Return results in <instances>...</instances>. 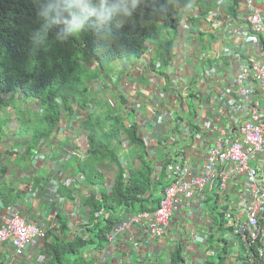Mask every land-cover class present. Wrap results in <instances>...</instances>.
<instances>
[{
  "label": "built area",
  "instance_id": "obj_1",
  "mask_svg": "<svg viewBox=\"0 0 264 264\" xmlns=\"http://www.w3.org/2000/svg\"><path fill=\"white\" fill-rule=\"evenodd\" d=\"M254 1H241L246 14L239 11L236 17L245 21L243 25L216 21L221 13L214 10L206 26L199 28L200 33L205 30L213 34L215 28L225 25L236 40L218 53L212 50L201 56L202 78L192 86L195 92L191 99L177 101L176 94L163 92L169 95L162 103L172 119L167 127V115L156 117L157 125L162 124L157 137L160 135V151L168 154L165 165L170 183L152 213L129 215L115 226L109 240L138 225L134 240L140 239L147 247H154L153 243L165 247L181 233L179 225L188 218V228L198 222L203 226L199 232H190L192 244H182L186 264L192 262V255L195 264H203L214 252L224 249L223 264H264V17ZM210 57L218 62L209 64ZM222 57L226 58L224 64L220 63ZM137 64L129 69L151 82L147 61ZM142 88V82H135L134 91ZM108 100L115 109L132 112L139 127L155 118L153 108L142 110L141 98L121 106L114 99ZM162 103L155 105V111ZM190 118L192 125L187 123ZM71 181L68 178L65 182L69 185ZM207 203L221 215L219 223ZM173 215L180 216L179 220L172 219ZM2 221L0 244L10 243L16 256L22 255L34 239L43 241L46 236L45 227L25 221L13 206L5 208ZM170 254L168 248L156 263L149 256L147 264H169Z\"/></svg>",
  "mask_w": 264,
  "mask_h": 264
},
{
  "label": "trees",
  "instance_id": "obj_2",
  "mask_svg": "<svg viewBox=\"0 0 264 264\" xmlns=\"http://www.w3.org/2000/svg\"><path fill=\"white\" fill-rule=\"evenodd\" d=\"M190 1L193 2L183 0L185 7ZM222 1L195 0L194 5L200 9L199 15L206 16L208 10L218 9ZM238 1H229L233 15ZM39 4L40 0H0V102L8 93L21 95L29 102L35 100L40 113L36 120L33 119L37 121L34 127L31 126L33 131L26 126L28 119H20V129L27 143L26 154L40 139L51 137L61 118L85 112L81 127L86 135L85 156L79 160L78 170L87 181L100 179L103 183L106 176L102 167L106 163L113 165V177L107 180L111 193H102L99 198L94 194L85 197L84 204L91 212L79 230L75 228L70 232L68 218L58 215L57 226L46 233L49 241L45 242L44 252L48 257L46 264H92L102 256L108 243V231L128 214L155 210L160 193L170 179L165 165L169 161L168 154L164 153L161 165L156 166L139 135L138 123L128 121L122 111L109 104L107 91L87 93V83L102 75L110 77L107 73L99 76L103 62L131 63L143 54L147 43L153 46V58L162 66L169 65L174 56L179 20L185 12L177 8V0H166V5L165 0H145L133 18L111 38L103 30L93 28L60 41L56 39L57 30L54 29L48 42L34 53L31 34L39 26L36 15ZM162 6L170 13H159ZM198 17L189 15L192 24L188 32L195 31ZM92 63H95L94 69L89 67ZM11 115L18 114L14 111ZM187 123L192 125V119ZM175 130L178 131V127ZM25 132L31 135L27 136ZM126 139L129 142L127 148L123 145ZM124 150L129 152V157L124 155ZM124 158L128 161L127 168ZM134 160L136 166H132ZM157 167L160 168L156 172ZM62 190L71 195L65 188ZM50 195L53 198L52 192ZM212 203H216L214 197ZM207 206L215 222L219 223L221 215L214 213L216 207L211 203ZM98 211L101 212L95 216ZM224 251L214 252L203 264H223ZM169 264H186L180 246L172 252Z\"/></svg>",
  "mask_w": 264,
  "mask_h": 264
},
{
  "label": "crops",
  "instance_id": "obj_3",
  "mask_svg": "<svg viewBox=\"0 0 264 264\" xmlns=\"http://www.w3.org/2000/svg\"><path fill=\"white\" fill-rule=\"evenodd\" d=\"M254 7L261 11L264 17V4L261 3V0H256ZM239 11L243 15L246 14L241 1L236 7L235 15L229 9L228 2L225 1L220 9L221 14L216 21L231 23L232 26L243 25L245 21L236 17ZM190 14L198 17V10H192ZM197 24L198 29L205 27L207 18L199 19ZM194 40H198L199 44L196 45ZM235 40L225 25L219 27L213 34L205 30L201 33L198 31L193 32V34L186 33L183 28H180L174 41V57L170 65L161 68V70L170 73L175 70L182 77L187 74L190 75L192 72L201 74L203 68L201 56L205 53L209 54L212 50H217L218 53L223 46L233 45ZM214 61L218 62L210 57L208 63L213 64ZM225 62L226 58L222 57L220 63L224 64ZM116 72L114 77L107 78L112 95L123 96L127 103L132 102V98H141L144 102L142 110H145V107L154 109L155 118L150 121L152 127L148 130L145 138L151 139L153 144L149 148L151 153L161 155L162 152H159L158 148L154 150L157 131L162 128V124L157 125L156 122V117L159 114L155 111V105L158 104L159 99L154 94L155 85L151 84L147 78H140L144 84L143 88L140 91H134L132 89L134 77L128 76L122 67H119ZM175 93L182 95L181 90H176ZM5 108L10 110L9 106ZM20 121L19 115L0 114V224L8 204L14 205L26 220L39 225H48L54 212L72 219V224H69L72 229L76 226V222H87L89 207L84 204V199L94 191L98 192L97 187L99 185L97 183L99 181L97 180L99 179L92 182L79 178L81 175L78 170L80 161L75 149L78 146L79 150L83 151L86 144L85 138H82L81 133L75 127V122L73 124L68 121L62 123V128H60L57 136L44 140L50 142L56 140L55 146H47V144L39 146L37 144L30 153L26 154L27 143L23 139ZM15 127L16 129L12 131V128ZM149 132H151L150 135ZM65 153L68 156L62 161L64 163H60L59 159ZM128 160L130 162V158ZM102 173L106 179H109L114 174V170L110 167L107 171L104 169ZM97 176L101 178L98 172ZM65 178H72L73 183L66 186L63 183ZM54 183L57 188L60 187L58 192L63 198L62 201L56 200L50 195V187ZM62 188L70 191L71 195H67ZM187 222L188 218H184L178 228L183 237H188L192 231L199 232L203 226V223L198 222L190 224L188 228ZM136 232V227H130L128 231L121 234L115 240L114 245L125 239L128 244L127 248L122 250L116 246H110L106 252L102 253L101 261L105 258L111 264H147L149 256L159 261L169 244L162 247L153 243L154 247H147L144 243L133 239ZM41 250L40 240L37 239L34 244L26 248L22 257H14L10 243L4 242L0 245V264H39L36 261V255ZM131 258L132 261L129 260Z\"/></svg>",
  "mask_w": 264,
  "mask_h": 264
},
{
  "label": "clouds",
  "instance_id": "obj_4",
  "mask_svg": "<svg viewBox=\"0 0 264 264\" xmlns=\"http://www.w3.org/2000/svg\"><path fill=\"white\" fill-rule=\"evenodd\" d=\"M225 1L228 2V7H229L230 6V3H229L230 0H223L220 7L216 10H219V12H220V9L222 8L223 3ZM240 1H242V0H239L238 3ZM255 2H256V0L254 1V3ZM144 3H145V0H40L39 8H38L37 13H36L37 19L39 21V26L31 34L32 51L35 53L38 48L43 47L48 42L49 34L51 32H53L54 29L57 30L55 32V37L57 40H60V41H66L70 37H72L76 34H81L86 29H93V28L103 30L105 32V34L111 38L115 35L116 31L122 29L125 26V24L128 23L133 18L134 14L137 13V11L140 9L141 5ZM194 4H195V0H193V2L190 1L189 4L185 7L183 0H177V8L180 11L185 12V15H182L181 19L179 20V24L177 27L178 33H179L180 28H183L184 32L190 33V32H188L189 26L192 24V22L189 19V15H191L190 11L197 9L198 15L200 14V9L198 8V6H196ZM165 5H166V0H165ZM208 11H209V13L206 16L199 15L197 21L199 19L208 18L210 12L214 11V10H208ZM158 12L163 14V15H167L170 13V11L168 10V8L166 6H162L160 9H158ZM219 16H220V14H218L217 18H219ZM183 25H185V26H183ZM195 31L200 32L198 27L195 28ZM178 33L176 34V36L178 35ZM153 56H154L153 46L151 44L147 43L146 49L144 50L143 54H141V56L139 58L133 59L131 63L128 62V63H126V65H125V63H124V65L120 64V67L125 69L127 75L133 76L135 79L132 83V89H134L135 82H138V81L142 82L140 80V78H146V77L137 76V74L132 69H129V66L138 65L137 62H139L141 60L142 61L146 60L147 61V67L149 70L148 71V77L152 82V83L151 82L150 83L155 85L154 94L157 97V99L160 98V95L163 92H170L171 94H176L175 93V91H176L175 86L181 88L180 90H181V94H182V95L176 94L177 101H186L187 99H191L194 95V92H195L192 89V86L188 87L185 91L182 92L183 88L188 86L186 81L182 78L177 79L179 77V75H178V72L175 70L173 71V73L165 72V71L161 70V68H165L168 65L162 66L161 64L158 63V61L156 59L153 58ZM171 61H172V59H171ZM171 61H170V63H171ZM170 63H169V65H170ZM197 79H196V81H197ZM97 80L100 82L101 85H104L103 83L107 80V78L105 80H101L100 78H97ZM196 81L194 82V84L196 83ZM93 85L95 87L93 89V92H98L96 84L94 83ZM12 95H13L12 93H8V94H4L3 97H1L3 101L0 102V107H1L0 109L5 108L6 106L10 107L7 100ZM110 96L115 98V100L117 101V104L119 106L127 103L123 96H118L119 99L121 97L123 98V100L120 99L121 101H119V99L115 95L111 94ZM123 101H125V102L123 103ZM108 102H109V100H108ZM109 104H110V102H109ZM174 108L175 107H173V109ZM13 112H14V109L12 107H10L9 113H7V114L11 115ZM156 113L159 115L162 113L163 116L167 115L166 109L164 107V103H162L160 105V107L157 108ZM83 115H84L83 112H81L80 114L74 115L72 117L65 116V117L61 118L58 122V126H56L51 137H55V135L59 132L60 128H62L61 127L62 123L68 121V122H71L72 124H73V122H75V124H76L75 127H77V129L81 133L82 138H85V140H86V135L81 130L82 116ZM124 115L127 116V118H128V116L133 115V113L132 112L124 113ZM131 120L136 121L134 119V116ZM151 127L152 126L150 125V120H148L143 126L139 127L140 128L139 135H140V137H142L144 139L146 146H147V149H148V152L150 153V157L152 158V160L154 161L156 166H158V165H161V163H162L161 158L164 157V153L162 151H160V144H161V142L159 141L160 135L158 137L156 135V138H155L156 146L154 147V150H156L158 148L159 152H162L161 155L151 153V151L149 149L153 145L151 142V139L149 137L145 138V136L142 135V133H145L146 130L151 129ZM39 141H40L38 143L39 146H44V144H47V146L53 147L56 145L54 143L56 140H54V142H50V141H44L43 139H40ZM123 145L125 146V148H127V145L125 142H123ZM75 150H76V154L79 156L78 160L84 158V156H85L84 150L80 151L78 146H76ZM25 152H26V148H25ZM78 153H81V154H78ZM67 156H68L67 153L62 154V156L59 159L60 162L65 160ZM62 157H64V159H62ZM126 168H127V166H126ZM159 168L160 167H157L156 171L159 170ZM102 171H103V169H102ZM81 176H83L82 179H84L86 181V178L82 173H81ZM111 177H113V175ZM66 179H68V178H65L63 180V183L66 186H70L73 183L72 178H70L72 181L69 185L66 184V182H65ZM107 180H108V178L105 180V182L102 183V186L106 187L108 189L107 194H110L111 193V187H110L109 183L107 182ZM97 184L99 185V183H97ZM59 189H60V187L57 188V185L54 183L50 187V192H52L54 199L62 201L63 198L60 196V194L58 192ZM102 193H105V192L100 189L99 192L94 191L91 194H94L96 197L99 198ZM161 193H160V197H161ZM159 200H160V198H159ZM158 203H159V201H158ZM7 206H13L18 211L19 215L25 221L33 223L37 226L45 227L47 229V232L49 230H53V228L55 226H57V216H58L57 212H54L55 214L53 213L52 220L49 223V226H50L49 227L48 225H39L35 222L26 220L20 214L19 210L14 205L8 204V205H6V207ZM157 207H158V205L156 206V208ZM90 212L91 211L89 209V213ZM100 212L101 211H98V212L94 213V215L97 216V215H99ZM132 214H135V213H132ZM104 215H106V213ZM129 215H131V214H128L127 216H125L121 221H123ZM121 221L117 222L114 225V227L110 231H108V233H107L108 243L103 248V253L106 252L110 246H112V247L114 246V242L118 237L111 241L108 239V235L114 230L115 226L117 224H119ZM83 224L84 223H82V222H76L75 223L76 226L74 227V229L76 228V230H79ZM131 227H136V231H137L140 226L137 225V226H131ZM129 229H127L126 231H128ZM71 230H72V228H71ZM121 234H123V233H121ZM71 237L72 236L69 235V238H71ZM37 239H39V238L34 239V242L29 244V245L34 244ZM39 240H40L42 250L36 255V261L39 264H46V262L48 261V257L45 255L44 245H45L46 241L47 242L49 241V239H48V237L45 236L43 241L41 239H39ZM183 242H184V237L182 236V232H181L180 234H177L174 236L172 241L169 243L167 249L170 248V251L172 254V252L175 250V248L177 246H180L182 248V255H183V257L185 259V263H186V255L183 253V245H182ZM3 243H1L0 245H2ZM29 245H27L26 248ZM11 248H12V252H13L14 257H22L24 254V251L26 250V248H25L22 255L16 256L14 254L12 246H11ZM171 254H170V257H171ZM193 258H194V255H192L190 257V260H192V262L190 264H195V261L193 260ZM100 261H101V257L98 260H96L95 262H93L92 264H94L96 262H99V264H101Z\"/></svg>",
  "mask_w": 264,
  "mask_h": 264
},
{
  "label": "rangeland",
  "instance_id": "obj_5",
  "mask_svg": "<svg viewBox=\"0 0 264 264\" xmlns=\"http://www.w3.org/2000/svg\"><path fill=\"white\" fill-rule=\"evenodd\" d=\"M215 30H218V28H215ZM120 62H118V61H115V62H113V61H111V62H103V70H102V72L100 71V73H99V76L101 75V74H103V73H107L108 74V76H113L114 77V75L117 73L116 71H117V69L120 67ZM90 68H95V64L93 63L92 65H90L89 66ZM98 70H100V69H97V71ZM217 74V72H213L212 73V75H216ZM97 78L98 77H95V78H93V79H91L88 83H87V86H88V91H87V93H91V92H93V89L95 88L94 87V83L96 84V87H97V89H98V92L99 91H101V93L102 92H105V91H107V93L110 95V94H113L111 91H110V88H109V84L107 83L108 81L106 80L105 82V84L104 85H101L100 84V82L97 80ZM179 78H182V79H184L185 81H186V83H187V87H190V86H193V84H194V82L196 81V79L197 78H202V75H199V72H192V74H190V75H184L183 77L182 76H180L179 75V77L177 78V79H179ZM100 79L101 80H105L106 79V77L104 76V75H102V76H100ZM175 89L176 90H180L181 88H179V87H177V86H175ZM16 95V94H15ZM108 95V98H111V99H114L115 100V98H113V97H111V96H109ZM117 96V95H116ZM169 95H167V94H165V93H161V95H160V98H159V102L160 103H162V102H166L167 100H168V97ZM117 98H118V96H117ZM119 99V98H118ZM116 101V100H115ZM119 101H121L120 99H119ZM7 102H8V104L10 105V107H12L13 109H14V111H15V113L16 114H18L19 116H20V119L21 120H23V119H28L29 120V122H27V124H26V126H27V128H28V130H30V131H33V129H32V127L31 126H33L34 127V125L36 124V122H34V120H36L37 119V114L38 113H40V111L38 110V107H37V105H32L31 106V104L33 103V104H36V102H35V100L34 101H32V102H29V99H26V98H23V97H21V95H17V96H10V98L7 100ZM117 102V101H116ZM89 108H91V107H89ZM2 113H4V114H7V113H9V111L6 109V108H2V109H0V114H2ZM85 112L83 111V114H84ZM23 117V118H22ZM133 118V115H129L128 116V121H130L131 119ZM34 119V120H33ZM171 119H172V115L171 114H167V116H166V118H165V123L166 124H169L167 127H170L171 126ZM16 129V127L15 128H12V131H14ZM26 134H27V136H30L31 135V133H27V132H25ZM58 134V133H57ZM57 134H56V136H57ZM125 143H129L128 142V140L126 139L125 141H124ZM86 144V143H85ZM125 152H124V155L125 156H127V157H129V152L127 151V150H124ZM78 154H81V153H78ZM124 160L126 161V163L124 164V166L126 167L127 165H128V161H127V159H125L124 158ZM60 163H64V162H60ZM137 164V161H135L134 160V165H136ZM68 165H70L69 163H68ZM104 165H106V166H103L102 167V169L104 170H108V168H110V167H112L113 168V170L115 169L114 168V166L113 165H111V164H108V163H106V164H104ZM113 175V174H112ZM111 175V176H112ZM99 182V188L102 190V191H104L105 193H107L108 192V189L106 188V187H103L102 186V183L100 182V179L98 180ZM146 212H150V213H152L153 211H146ZM173 218H175V219H177V220H179V218H180V216L179 217H176V216H172V219ZM68 223L69 224H72V219H68ZM48 226H49V224H48ZM50 227V226H49ZM72 230H74V228L72 229ZM72 230H70V232L72 231ZM137 241H139V242H141L140 241V239H138ZM184 243L186 244V245H190V244H192L191 243V238H190V235L188 236V237H184ZM114 246H116L118 249H122V250H125L126 248H127V246H128V244H127V242H126V240L125 239H123L122 241H120V243H118V244H115ZM108 260V259H107ZM105 258L104 259H102V264L103 263H105L106 261H107ZM130 261H132V258L131 259H129ZM242 264H244V262L242 261Z\"/></svg>",
  "mask_w": 264,
  "mask_h": 264
}]
</instances>
